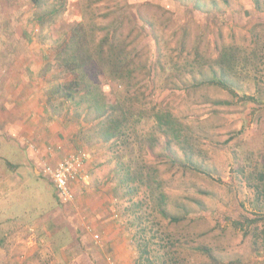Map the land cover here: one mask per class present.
Instances as JSON below:
<instances>
[{
    "label": "rangeland",
    "instance_id": "374dc122",
    "mask_svg": "<svg viewBox=\"0 0 264 264\" xmlns=\"http://www.w3.org/2000/svg\"><path fill=\"white\" fill-rule=\"evenodd\" d=\"M258 1L259 8L254 0H43L40 7L29 0H0L2 58L11 54L6 60L15 57L16 62L19 57L50 56L46 85L53 89L68 80L56 58L73 27L85 28L91 47L114 33L135 71L132 76L124 73L132 80L127 87L101 77L108 102L121 99L149 118L156 111L169 112L183 133L180 141H172L151 129L152 121L137 133L133 124L113 150L100 140L98 121L87 105L77 107L59 94L52 98L51 110L70 125L77 152L88 157V184L81 191H91L80 198L88 195L95 206L84 212L85 204L78 199L61 204L42 173L26 164L18 171L10 168L9 162H24L22 152L12 157L1 147L0 193L7 180L17 177L19 182L11 192L0 194V264H69L66 247L73 241L94 259L87 263V256L80 254L79 264H136L134 237L140 227L148 232L147 239L157 236L149 245L153 264L164 260L160 245L178 264H264V250L253 235L256 225H241L244 217H264L257 214L251 176L240 174L264 163V133L256 144L252 139L257 126L249 124L257 122L264 129V0ZM55 6L62 9L51 15ZM256 24L263 25L255 28L258 39L252 33ZM225 48L238 58L237 72L230 76L234 92L213 84L215 76L221 77L219 58ZM240 122L248 129L236 137ZM240 144L243 152H237ZM119 163L144 176L136 198L144 201L140 226H131L134 218L120 212L131 203L118 200L125 190L115 191ZM147 175L158 180L167 196L164 208L183 217L181 222L161 216L156 208L159 196H152L155 185L149 187ZM52 217L71 222L76 232L65 227L77 233V239L68 232L61 240L49 239ZM78 221L88 229H81ZM96 224L104 225L103 230Z\"/></svg>",
    "mask_w": 264,
    "mask_h": 264
},
{
    "label": "trees",
    "instance_id": "16d2710c",
    "mask_svg": "<svg viewBox=\"0 0 264 264\" xmlns=\"http://www.w3.org/2000/svg\"><path fill=\"white\" fill-rule=\"evenodd\" d=\"M29 1L32 2L34 7H40L43 3V0ZM254 2L256 7L259 8V1L254 0ZM63 4H65V2L62 3V5ZM61 9L62 8L55 6L53 11H51V15H54ZM38 19L39 21H43V17ZM256 26L259 27L263 25L256 24L252 28L253 36L258 39V33H255ZM88 39L89 36L85 28L75 26L71 29L68 39L57 48L56 62H58L59 67L67 76L68 80L53 87L49 96L50 100L59 94L64 101H73L77 107L83 104L87 105L88 109L94 115L93 119L98 121L97 127L100 132V140L113 150L119 145L125 132L129 130L133 124L135 125L133 127L135 128L134 133H137L139 127L145 125L149 121L153 122L151 129L157 131L163 137H170L172 141H180L183 136L182 126L171 113L156 111L152 117L149 118L146 116L145 111L139 110L136 112L134 108L125 105L121 99H116L115 103L108 102L109 99L106 96L105 90L101 87V77L110 81H118L120 87H127L132 81L129 76L133 75L135 69L129 68L131 65L129 53H126V49L122 44L115 41L116 36L114 33H108L103 39L98 41L95 47L90 46ZM232 53L226 48L222 50V57L219 58V63L222 64L221 77L215 76L213 78V84L234 92L230 76L237 72L238 58ZM258 53L259 50L254 52L256 59L260 58ZM257 69H259V67H256V70ZM125 72L129 76H125ZM247 98H249L247 99L249 101L258 103L255 97ZM119 164V167L115 171L117 180L115 191L125 190V193L119 197L118 200L127 198L131 203L130 207H126L120 212L125 215L130 214L134 218L131 226H134L135 223H138V226H140L141 218L139 212L144 208V201H138L136 198L142 193V184L143 181H145L144 176L142 172L133 171L128 165ZM249 175L252 180L251 186L254 188L257 195V214L264 215V172L262 171L260 175ZM147 176L149 187L155 185V188L151 191L152 196L155 194L159 196L158 199L160 201H158L156 208L161 216L168 219L170 222H181L183 217L179 218L172 216L168 214L167 210L164 208L163 202L165 203L167 196L160 190V183L158 180L152 179L149 175ZM54 190L61 204L68 203L60 198L55 187ZM244 223L256 225L253 234L255 236V244L258 243V246L264 250V217H259L257 219H247L244 217L243 224L241 225H244ZM147 233L145 228L140 227L139 232L134 237L136 248L139 253L136 264H153L150 258L149 245L151 241L156 240L157 236L153 235L147 239ZM161 241L163 242L164 240L161 239ZM3 244L4 239L1 237L0 247ZM160 247L164 251L162 257L164 260L162 264H169L168 260L165 258H169L170 261L178 264L177 258L172 255V252L169 251L167 247H163L162 245H160ZM208 256L214 260L212 255L209 254Z\"/></svg>",
    "mask_w": 264,
    "mask_h": 264
},
{
    "label": "crops",
    "instance_id": "0c3cea01",
    "mask_svg": "<svg viewBox=\"0 0 264 264\" xmlns=\"http://www.w3.org/2000/svg\"><path fill=\"white\" fill-rule=\"evenodd\" d=\"M7 55L11 57V54ZM9 57L2 58L0 51V148L2 147L4 152L10 151L12 157L22 152V160L24 162H18L17 164L9 162L11 169L18 171L26 164L30 169H33V171L41 175L42 164H57L66 156L77 152L79 149L77 137H75L74 133L71 131L70 125L64 121V119L60 118L59 112L57 113L51 110V100L49 96L52 89H50V87L47 88L46 85L47 83L49 85L50 80V73L48 71L52 61L51 57L45 54L40 57H30L27 59L19 57L16 59V62L14 61L15 57L7 61L6 59ZM24 60L26 61L24 62ZM4 63L7 64L4 65ZM249 124L252 129L255 128V125L257 126V129H254L255 137H253L252 141L257 140L256 144H258L262 132L264 133V129L262 125L257 122L256 124L254 122ZM237 126L239 130L235 135L236 137H239V135L241 137L245 132L244 129H248V126L246 127L244 122H240L235 128H237ZM28 141L35 145L36 151L30 150L26 146V142ZM237 147L238 152L239 149H242V144L239 146L237 145ZM2 157L6 159L4 156ZM87 166L88 162L86 164V167ZM262 171L264 172V163L256 166L253 165L249 172L244 169L243 173V170H241L240 174L242 176L243 174L260 175ZM13 176L16 175L14 174ZM15 182H19V178H11L5 183H2L1 196L11 192V186L15 184ZM87 184L88 182L86 183V181H79L73 184V191L75 190L74 194L76 195L77 193L75 200L78 199V203L81 205L85 204L86 209H84V212L88 211V209L90 212L95 206L91 204L93 200H91L88 195L85 199L80 198L81 194L90 193L91 190L89 189L86 190V192L81 191L82 187H84L83 185ZM52 212L54 213L56 210H51L50 213L53 214ZM58 218L59 217H52L49 219L51 220L50 224L54 230L46 232V234L49 235L48 238L51 240H61V236L68 232L72 235L71 239H77L75 227L69 226L71 222L66 223L64 220L62 222V220ZM80 222L81 221H78L77 223L82 225L81 229H88L86 223ZM96 225L98 226L97 229L103 230L104 225ZM65 226H69L70 231L71 229L73 231L75 230V234L69 232L68 228ZM97 237L98 235H96L95 238ZM79 247L80 246H77V243L74 241L66 247V250L68 249L70 254L69 264H79L80 262L78 260L80 254L82 256H89L88 252L82 251ZM77 256L78 258H74ZM88 256L86 259L87 263H89ZM89 260L94 261L92 258H89Z\"/></svg>",
    "mask_w": 264,
    "mask_h": 264
},
{
    "label": "built area",
    "instance_id": "2783aa9c",
    "mask_svg": "<svg viewBox=\"0 0 264 264\" xmlns=\"http://www.w3.org/2000/svg\"><path fill=\"white\" fill-rule=\"evenodd\" d=\"M26 146L32 151L37 150L30 141L26 142ZM87 159L86 154L76 152L66 156L57 164H42L41 173L53 184L63 201L74 203L73 184L87 181L88 175L85 174Z\"/></svg>",
    "mask_w": 264,
    "mask_h": 264
}]
</instances>
